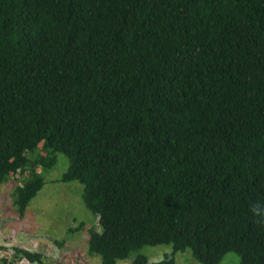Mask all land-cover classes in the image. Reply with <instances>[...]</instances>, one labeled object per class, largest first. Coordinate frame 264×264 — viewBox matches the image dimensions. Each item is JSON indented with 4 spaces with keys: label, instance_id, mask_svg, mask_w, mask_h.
<instances>
[{
    "label": "trees",
    "instance_id": "16d2710c",
    "mask_svg": "<svg viewBox=\"0 0 264 264\" xmlns=\"http://www.w3.org/2000/svg\"><path fill=\"white\" fill-rule=\"evenodd\" d=\"M57 151L99 264H149L137 250L157 243L155 264L185 248L264 264V0H0V182L27 173L18 217Z\"/></svg>",
    "mask_w": 264,
    "mask_h": 264
},
{
    "label": "rangeland",
    "instance_id": "374dc122",
    "mask_svg": "<svg viewBox=\"0 0 264 264\" xmlns=\"http://www.w3.org/2000/svg\"><path fill=\"white\" fill-rule=\"evenodd\" d=\"M67 163V157L57 151L56 162L51 167L43 171L39 166L35 167L42 172L44 183L29 199L21 217L12 205V191L27 173L10 172L8 178L0 182V264H7L9 259L14 264H37L25 257L13 256L10 252L13 245L42 251V258L51 264H99V255L87 251V228L92 224L96 228L99 226L97 217L80 198L82 185L77 180L57 179ZM80 221L83 224L78 229H70ZM170 250V244L157 243L145 244L137 251L147 256L149 264H155L154 261ZM135 252L127 258L118 259L116 264H133L131 259ZM4 254L7 255L5 261L2 260ZM173 258L175 264H203L191 256L189 248L176 250ZM237 262V254L227 251L218 264Z\"/></svg>",
    "mask_w": 264,
    "mask_h": 264
},
{
    "label": "clouds",
    "instance_id": "9594fccd",
    "mask_svg": "<svg viewBox=\"0 0 264 264\" xmlns=\"http://www.w3.org/2000/svg\"><path fill=\"white\" fill-rule=\"evenodd\" d=\"M252 211H253V213L256 215V216H258V217H262V216H264V208H262V207H257V205H254L253 207H252ZM257 223H264V219H259V220H257L256 221Z\"/></svg>",
    "mask_w": 264,
    "mask_h": 264
}]
</instances>
